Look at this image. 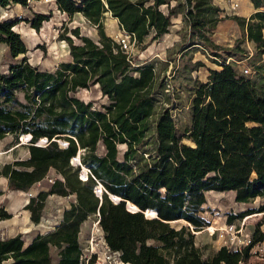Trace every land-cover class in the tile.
<instances>
[{"label": "trees", "instance_id": "16d2710c", "mask_svg": "<svg viewBox=\"0 0 264 264\" xmlns=\"http://www.w3.org/2000/svg\"><path fill=\"white\" fill-rule=\"evenodd\" d=\"M28 1L0 0V8ZM54 1L69 15H84L96 25L97 35L82 33L78 25L64 27L60 37L69 59L42 68L25 56L26 43L13 28L17 21L0 17V42L11 58L23 54L0 71V139L11 134L18 143L20 135L30 134L24 143L28 155L4 162L0 175L9 189L29 190L53 172V181L24 204L35 223L43 218L50 194L75 197L52 229L30 241L20 232L0 236V264L6 259L8 264H86L79 237L91 215L98 216L106 245L133 264H238L247 259L249 248L263 240L259 224L241 250L220 245L204 254L193 230H178L171 221H186L193 229L205 226L202 212L209 190H233L238 202L262 198L257 206L229 214L227 222L264 211V93L254 78L244 75H264V0H251L254 11L247 18L231 16L243 37L254 43L252 72L241 73L231 61L219 60L217 68H210L209 80L194 87L192 121L183 133L176 127L175 91L168 82L179 65L167 77V67L160 72L157 60H137L105 32L102 17L108 11L134 35L136 45L145 47L169 32L180 14L189 30L187 46L200 43L217 54L211 35L222 8L213 0ZM49 15L33 12L26 20L38 29ZM240 41L235 40L230 55H249ZM195 62L191 75L202 64ZM93 87L104 99L85 100L78 94ZM160 96L171 98L170 103L158 107ZM40 137L47 143L35 144ZM77 155L79 163L73 164ZM81 166L88 168L85 179L79 177ZM98 184L100 194L95 192ZM127 201L137 208H129ZM148 209L153 216L145 214ZM11 215L0 205V220ZM87 264H95L94 256Z\"/></svg>", "mask_w": 264, "mask_h": 264}, {"label": "rangeland", "instance_id": "374dc122", "mask_svg": "<svg viewBox=\"0 0 264 264\" xmlns=\"http://www.w3.org/2000/svg\"><path fill=\"white\" fill-rule=\"evenodd\" d=\"M213 2L222 8L219 13L222 18L211 35L213 41L217 44V54H212L200 43L192 45L191 47L187 46L189 30L180 14L172 19L169 32L157 39H151L145 47H140L135 44L131 51V54L137 60L145 58L148 61L153 59L157 60L158 63L156 65L159 67L160 72H163L166 66L165 75L167 77L170 76L172 66L174 64L179 65L176 74H174L175 76L168 77V82L173 86L175 91V93H172L173 99L171 103L175 102L174 104L177 105L172 109L176 127L180 133H183L186 127L191 125V102L194 95V87L199 81L206 82L209 80L210 74L208 72L211 67L217 68L219 60L231 61L239 72L244 73V67H251L253 69L255 67L254 62L257 60L255 58V61H253L252 56L255 50L254 43L243 37L242 28L231 17L234 14L244 16L245 18L247 16L249 17L251 13H248L253 7L251 0H213ZM234 2H237L238 5L232 7ZM33 12L50 13L49 18L43 20L38 29L32 27L26 20V18L32 16ZM0 17H7L17 21L13 28L20 33L21 38L26 43L27 52L25 56L30 63L38 64L41 67L49 68L60 60H66L69 57L68 45L60 37V33L65 30L64 27L78 25L82 33L89 34L93 37L97 35L96 25L89 22L84 15L79 12L69 15L59 10L53 0H29L26 6H22L19 3H10L0 8ZM102 22L105 32L115 39L124 31L120 27L117 18L112 16L108 11L104 12ZM148 38L149 36H146L145 41ZM237 38L241 39L239 47L242 50L249 51L248 56H244V53L230 55L229 50ZM179 53L180 56L178 55ZM22 55L19 54L15 59L11 58L7 52L6 44L0 42V71H6L9 62L18 60ZM262 57L264 58V53ZM161 58L166 59V61L161 60ZM169 60L172 61L168 62ZM196 60H200L202 64L198 68H195L191 75L190 71L197 65ZM244 75L254 78L255 85L264 93V75L258 74L257 71L255 74ZM78 94L85 100L91 98L98 100L104 99L94 87L80 89ZM18 96L22 99V92H18ZM162 99H164V103H162ZM170 99L167 96H163V98L160 96V100L157 103L158 107L162 106V104L166 105V103H170ZM207 99L208 97L206 96V101ZM18 139V143H13L11 134L0 139V166L4 162L12 161L16 158H24L28 155L27 146L24 144L26 143L24 137L20 138L19 136ZM183 140L190 142L186 137H183ZM72 163L75 164L74 161ZM52 173L50 172L43 180L34 183L29 190L9 189L7 187V178L0 175V205L12 211L11 217L0 220L1 237L20 232L27 241L32 237L31 235L33 233L46 232L59 219L63 207L69 205L72 197L50 194L47 198L43 218L38 223L27 220L23 208L24 203L28 201V197L30 196L28 191L34 193L40 188L46 187L49 181L48 178ZM261 199L260 196H256L247 202H238L234 199L233 190H209L206 192V202L204 204V211L202 212L206 220L205 223L212 226L221 225L227 221L229 214H238L243 209L257 206ZM263 212L256 211L246 215L243 234L251 235L257 224H259L260 229L264 233ZM94 219L95 216L91 215L83 222L81 227L79 241L83 257L85 254H88L90 229ZM238 220L241 221V218H235L233 222L237 223L239 222ZM171 224L175 225L178 230H181L183 226L193 230L195 242L202 246L204 254L211 253L212 250L222 244V239L217 234V231L209 233L206 229H193L192 225L182 220H173ZM254 248L257 254L251 255L250 258L252 261L258 260L257 256L260 257L263 255L264 257V236L263 240L256 244ZM9 261V259H6L2 264H8Z\"/></svg>", "mask_w": 264, "mask_h": 264}, {"label": "built area", "instance_id": "2783aa9c", "mask_svg": "<svg viewBox=\"0 0 264 264\" xmlns=\"http://www.w3.org/2000/svg\"><path fill=\"white\" fill-rule=\"evenodd\" d=\"M238 3L234 2L232 4V7L237 6ZM106 12V11H105ZM116 40L120 44V46L126 51L128 54H131L133 46L135 45V38L134 35L123 31L120 33L119 36H117ZM132 55V54H131ZM244 73H251L252 69L250 67H244L243 69ZM24 137L25 142L30 139V134H22L20 135V138ZM46 137H40L35 144L38 145H44L47 143ZM59 142L62 145L66 144V141L59 140ZM76 164L79 163V159H72ZM88 168L85 166H81L79 177L82 179H85L87 177ZM49 181H53V177L50 176ZM95 192L97 194H100L101 188L100 184L96 185ZM29 195L34 194L33 192L28 191ZM98 215V214H97ZM61 219V216L59 219L54 222V224L51 226L50 229H52L56 223H58ZM246 215H244L241 218V221L234 223L233 221L227 222L225 221L223 224L218 226H212L207 225L203 226L202 229H206L209 233H214L217 231V234L222 239V244L227 247H230L232 249L241 250L245 245L249 244L251 241V236L249 234H243V228L245 224ZM99 218L98 216L95 217V219L92 222L91 229H90V235H89V247H88V254H85V263L87 264L88 259L91 256H94V263L95 264H133L129 261L123 260L120 257V252L118 250H112L110 249L104 239L103 230L99 226ZM201 229V230H202ZM260 241L256 242L249 248V257L247 259H241L238 261V264H264V257L261 255L260 257L257 256L258 260L252 261L251 255L257 254L256 249L254 248L256 244H258Z\"/></svg>", "mask_w": 264, "mask_h": 264}, {"label": "crops", "instance_id": "0c3cea01", "mask_svg": "<svg viewBox=\"0 0 264 264\" xmlns=\"http://www.w3.org/2000/svg\"><path fill=\"white\" fill-rule=\"evenodd\" d=\"M54 1V0H53ZM54 4H55V1H54ZM56 5V4H55ZM254 11V7H252V9L249 11V13L248 14H250V13H252ZM248 17V16H247ZM246 17V18H247ZM179 52H181V51H179ZM69 55V54H68ZM179 56H180V53L178 54ZM67 59H69V57L67 58ZM66 59V60H67ZM153 60H155V59H153ZM161 60H165L166 61V59H164V58H161ZM61 61V60H60ZM59 61V62H60ZM140 61H142V62H146V61H148V59H142V60H140ZM156 61V60H155ZM172 60H169L168 62H171ZM58 62V63H59ZM58 63H56V64H54V65H52L51 67H42V68H48V69H53V68H55L57 65H58ZM218 66V65H217ZM212 68V67H211ZM67 196H69V197H72V199L71 200H73L74 199V197H75V195L74 194H69V195H67ZM26 203V202H25ZM24 203V204H25ZM23 208H24V205H23ZM24 210H25V218L27 219V220H29V221H32L31 219H30V217H29V210L28 209H26V208H24ZM11 214H12V211L11 210H8ZM11 217V216H10ZM2 220V219H1ZM37 233H33L31 236V238L29 239V240H27V241H30L35 235H36ZM14 235V234H13ZM219 247V246H218Z\"/></svg>", "mask_w": 264, "mask_h": 264}, {"label": "water", "instance_id": "95a60500", "mask_svg": "<svg viewBox=\"0 0 264 264\" xmlns=\"http://www.w3.org/2000/svg\"><path fill=\"white\" fill-rule=\"evenodd\" d=\"M72 159H78V155L77 156H74ZM112 198L113 199H115V200H119V197L118 196H115V195H112ZM127 206L129 207V208H131V209H136L137 207L136 206H134V204L132 203V202H130V201H127ZM149 210V212L148 213H146V211H145V214H147V215H151V216H153L154 214L152 213V212H150L151 211V209H148Z\"/></svg>", "mask_w": 264, "mask_h": 264}, {"label": "bare ground", "instance_id": "6f19581e", "mask_svg": "<svg viewBox=\"0 0 264 264\" xmlns=\"http://www.w3.org/2000/svg\"><path fill=\"white\" fill-rule=\"evenodd\" d=\"M134 206H135V205H134ZM147 211L149 212V210H146V212H147ZM150 212H151V211H150Z\"/></svg>", "mask_w": 264, "mask_h": 264}]
</instances>
